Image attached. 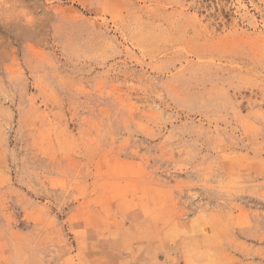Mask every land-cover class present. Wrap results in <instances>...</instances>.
Segmentation results:
<instances>
[{
  "label": "rangeland",
  "instance_id": "obj_1",
  "mask_svg": "<svg viewBox=\"0 0 264 264\" xmlns=\"http://www.w3.org/2000/svg\"><path fill=\"white\" fill-rule=\"evenodd\" d=\"M0 264H264V0H0Z\"/></svg>",
  "mask_w": 264,
  "mask_h": 264
}]
</instances>
